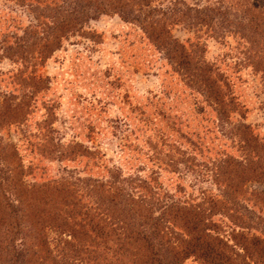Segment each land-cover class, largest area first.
<instances>
[{
  "label": "trees",
  "instance_id": "16d2710c",
  "mask_svg": "<svg viewBox=\"0 0 264 264\" xmlns=\"http://www.w3.org/2000/svg\"><path fill=\"white\" fill-rule=\"evenodd\" d=\"M27 2L32 21L20 35L4 40L21 67L8 77L21 86L15 87L21 101L10 104L12 97L6 98L0 103L2 116L23 113L37 91L41 76L27 71L28 63L47 57L87 20L116 14L138 25L161 52L190 96L194 120L159 113L170 136L137 152L158 167L181 169L209 185L185 191L177 184L170 191L151 165L127 175L102 166L103 174L84 184H42L38 197H31L36 220L27 222L19 213L22 183L10 174L11 166L0 165V264H70L73 257H80L79 264H185L188 259L264 264V190L253 186L264 182V133L246 121L249 107L237 92L239 71L249 68L257 76L264 109L263 0ZM175 25L188 31L186 39L172 34ZM207 39L221 48L217 55L208 56ZM2 116L0 126L6 122ZM52 228L68 237L50 245L46 234Z\"/></svg>",
  "mask_w": 264,
  "mask_h": 264
},
{
  "label": "rangeland",
  "instance_id": "374dc122",
  "mask_svg": "<svg viewBox=\"0 0 264 264\" xmlns=\"http://www.w3.org/2000/svg\"><path fill=\"white\" fill-rule=\"evenodd\" d=\"M27 1L0 0V103L11 97L10 104L21 101L16 89L22 90L21 86L8 78L21 67L5 50L4 40L11 39V34L20 35L32 21ZM171 32L178 41L189 35L179 25ZM205 43L209 57L221 50L210 39ZM36 61L32 66V62L28 63L27 71L33 69L41 80L37 81V91L23 113L9 118L0 113L6 121L0 126V165L11 166L14 180L24 183L17 191L25 198L24 208L19 210L24 220L35 222L36 205L31 203V197H38L42 184L64 180L84 184L86 179L103 174L102 166L118 167L127 175L136 167L145 171L151 165L170 191L177 184L184 186L185 191L209 185L181 169L158 167L137 152V148L143 151L145 145H155L163 135L170 136L159 113L194 121L190 96L182 82L138 25L125 22L116 14H101L87 20L80 30L61 39L47 57ZM239 75L237 92L249 107L246 121L258 125L260 133H264L257 76L249 68L241 69ZM95 161L99 168L94 166ZM253 184L264 190V182ZM43 217L49 220L47 214ZM49 217L56 221L50 214ZM58 232L53 228L47 230L50 245L68 237ZM79 259L73 257L68 261L79 264ZM185 264L200 263L188 259Z\"/></svg>",
  "mask_w": 264,
  "mask_h": 264
}]
</instances>
